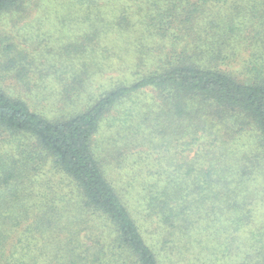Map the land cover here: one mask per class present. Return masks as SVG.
Here are the masks:
<instances>
[{
    "label": "trees",
    "instance_id": "obj_1",
    "mask_svg": "<svg viewBox=\"0 0 264 264\" xmlns=\"http://www.w3.org/2000/svg\"><path fill=\"white\" fill-rule=\"evenodd\" d=\"M169 2L168 8L157 5L145 13L142 23L157 25L163 37L169 30H162L163 25L179 26L178 32L199 45L192 50L186 45L169 68L93 95L87 92L86 80L96 77L94 68L106 59L108 51L102 48L101 55L84 62L82 75L64 85L63 103L54 115L10 91L0 79V264H164L95 148L112 110L146 89L158 91L166 107L162 122L158 119L159 125L154 124L163 140L158 144L173 147L176 155L186 152L181 162L172 155L164 171L144 172L140 190L150 196L149 216L157 215L171 236L205 235L202 251L191 243L193 237L186 241L197 250H191L187 262L215 264L228 259L232 251L228 240L241 239L239 234L230 235L222 222L229 209L226 221L233 222V230L260 232L259 238H250L249 233L244 242L257 247L256 258L248 264H264V227L255 225L250 201L242 195V188L264 164V0ZM24 3L0 0V16L23 8ZM89 19L91 25L98 24L96 18ZM70 22L76 24L75 19ZM244 25L248 32L241 39L248 47L232 40L237 37L234 26ZM93 34L86 37V46L100 49L98 31ZM11 59L7 68L16 65ZM237 61L245 64L240 74L232 67ZM81 95L94 101L88 99L86 105ZM112 136L109 143L117 140V133ZM248 136L250 143L245 141ZM196 143L199 148L190 157ZM204 143L213 147L207 155L200 153ZM241 145L240 154L236 150ZM123 161L127 163L125 157L117 158V166ZM197 195L200 207L209 208L203 224L202 218L193 220L186 213L188 201ZM32 197L35 206L30 208L25 200ZM171 240L164 236L161 247L169 248Z\"/></svg>",
    "mask_w": 264,
    "mask_h": 264
},
{
    "label": "rangeland",
    "instance_id": "obj_2",
    "mask_svg": "<svg viewBox=\"0 0 264 264\" xmlns=\"http://www.w3.org/2000/svg\"><path fill=\"white\" fill-rule=\"evenodd\" d=\"M169 1L95 0V3H92L90 0H84V3H81L82 0H26L23 8L5 12L0 16L1 82L10 91L22 95L36 108L48 115H54L62 106L63 102L60 98L64 97L68 80L83 73L84 62L101 55L102 48L108 53L103 63L94 68L98 76L92 79L88 76L86 80L87 92L93 95L99 96L116 85H127L144 75L169 68L172 63H176L177 54L186 45L190 50L199 46L194 44L191 37L182 35V30L178 32L179 26L163 25L162 30L169 28L166 37H163L158 32L157 25L142 23V16L145 13L156 10L157 5H160L159 8H168L166 5H171ZM126 15L131 16V20H128ZM88 17L96 18L98 24L91 25ZM73 19H75V25L70 22ZM245 26L240 28L234 26L237 28V37L232 40L248 47L249 44L241 39L246 38L248 32ZM197 30L201 32V27ZM94 31H98V42L103 45L100 49H97V46H86V37L95 35ZM8 44H11L13 48L8 49ZM109 53H112L111 58L108 57ZM11 58H15L16 65L7 68L8 60H12ZM244 65L237 61L233 62L232 67L240 74ZM48 71H50L49 75L41 76V73H49ZM54 71L58 75H55ZM64 85H66L65 88ZM15 87L17 90H14ZM81 98L86 105L88 99L90 103L94 101L93 97L89 98L87 95L86 97L81 95ZM165 108L161 103V95L156 90L146 89L132 94L106 118L103 123L104 131L98 135L95 148L105 163L108 176L121 192L148 241L159 253L162 262L189 264L187 259L191 250L197 252L191 243H195L198 250L202 251L206 236L201 233L195 237L193 233L188 238L171 236L162 226L157 215L153 218L149 216L150 196L140 190L141 180L145 178L144 172L164 171L167 168L165 166L168 165L167 160L172 155L176 158L175 161L179 162L186 157V152L180 151L176 155L173 147L166 148L158 144L163 140L159 133L156 134L154 128L159 125L156 123H159V120L161 123L164 115L167 114ZM149 117L151 118L146 120ZM178 123L176 121L175 125ZM137 125L142 127L135 129ZM112 132L117 133L115 143H109L115 136H112ZM249 139L250 136L246 137L245 141L250 143ZM242 144H245L243 140ZM119 147L121 149L117 151ZM130 147L134 148L128 150ZM197 148L199 146L196 143L195 149L189 151L190 157L195 154ZM212 148L209 143H204L200 153L207 155ZM241 149L243 145L236 151L241 154ZM246 152H249L248 147ZM113 155H115L114 159H112ZM123 157L127 163L123 161L121 166H117L116 159L119 158L122 161ZM139 173L140 176H138ZM42 177L46 178L44 175ZM248 184L242 188V195L250 201V214L253 215L255 225L264 227V164L260 171L250 178ZM55 189L60 190L58 186ZM138 190L146 196L139 198ZM199 198L200 196L197 195L195 200L188 201L186 213L193 220L202 218L200 223L203 224V218L208 219L204 211H208L209 208L200 207V203L197 202ZM25 203L31 208L35 206V198L25 200ZM139 203L141 205H138ZM210 204L208 202V205ZM226 214L222 222L228 228V233L239 234L241 239L237 242L228 240L227 243L232 248L228 259L220 260L215 264L251 263L256 258L254 255L257 254V247L252 248L251 243L247 244V241L245 243L244 239L249 233L250 238L253 235L259 238L260 232L257 228L253 231L248 228L241 232L233 230V222L226 221L230 217L229 209ZM217 226L221 228L222 223L218 222ZM164 236L173 238L170 247L166 249L162 248L160 243ZM197 237L198 242L194 239ZM214 238L215 236L211 235V239L214 240ZM189 239H192L190 244L186 243ZM214 244L218 250L222 249L220 244ZM168 249H171V252Z\"/></svg>",
    "mask_w": 264,
    "mask_h": 264
}]
</instances>
